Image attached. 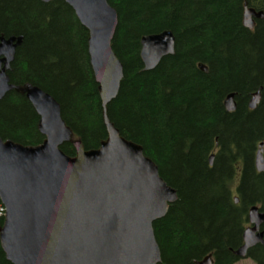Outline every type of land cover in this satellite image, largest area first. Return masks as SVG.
Listing matches in <instances>:
<instances>
[{
  "label": "trees",
  "instance_id": "trees-1",
  "mask_svg": "<svg viewBox=\"0 0 264 264\" xmlns=\"http://www.w3.org/2000/svg\"><path fill=\"white\" fill-rule=\"evenodd\" d=\"M107 2L118 17L111 48L123 77L105 115L121 137L142 147L177 194L152 225L159 264H197L207 257L212 264H236L249 208L264 211V173L254 167L264 131V31L242 25L244 3L264 9V0ZM164 31L173 34L175 52L145 71L140 40ZM0 36L22 37L7 72L10 83L52 96L72 140L84 150L98 149L108 133L88 32L73 10L62 0H0ZM259 86L258 107L249 110L247 101ZM232 92L237 108L228 112L223 100ZM38 120L24 95L12 90L0 100L3 141L41 144ZM60 149L69 157L76 152L71 142ZM2 210L0 202V228ZM246 258L264 264V245L249 249ZM0 264H11L1 244Z\"/></svg>",
  "mask_w": 264,
  "mask_h": 264
},
{
  "label": "water",
  "instance_id": "water-1",
  "mask_svg": "<svg viewBox=\"0 0 264 264\" xmlns=\"http://www.w3.org/2000/svg\"><path fill=\"white\" fill-rule=\"evenodd\" d=\"M62 1L88 32L89 61L108 136L98 149L84 150L80 141L72 140L52 96L34 85L11 84L7 72L22 37L0 36V100L12 90L24 95L39 116L38 130L44 137L36 146L0 138L2 250L11 264H159L161 255L152 225L166 215L177 194L142 147L121 137L105 115L123 77L122 64L111 48L117 13L107 0ZM260 14L245 4L243 26L253 29L251 17ZM174 52L175 38L170 31L140 40L145 71L155 69ZM198 67L207 72L205 65ZM259 92L250 101L251 109ZM224 106L228 112L235 110L233 94L227 96ZM67 142L75 148L73 157L60 149ZM213 159L210 156V165ZM254 163L257 171L264 172L262 144ZM248 221L243 244L234 251L240 259L254 246L264 245L259 232L264 213L251 206ZM197 264L212 261L207 257Z\"/></svg>",
  "mask_w": 264,
  "mask_h": 264
},
{
  "label": "flooded vegetation",
  "instance_id": "flooded-vegetation-1",
  "mask_svg": "<svg viewBox=\"0 0 264 264\" xmlns=\"http://www.w3.org/2000/svg\"><path fill=\"white\" fill-rule=\"evenodd\" d=\"M246 4V6L248 7V5H247V3H244V5ZM248 8H250V9H253L254 11H255V13H261L260 14V16H252L251 17V19L253 20V22H254V28L253 29H248V30H250V31H256V29L258 30V28H259V30L261 29V32L262 31H264V9H255V8H253V7H248ZM244 11V10H243ZM242 18H243V16H242ZM242 25H243V22H242ZM244 27V26H243ZM245 28V27H244ZM247 29V28H246ZM5 38V37H4ZM203 72V71H202ZM207 72H208V68H207ZM207 72H205V73H207ZM262 89H263V86H259V88L256 90V91H254L252 94H251V96L249 97V99H248V101H247V107L249 108V110H255L257 107H258V104H259V102H260V99H261V91H262ZM257 91H260L259 93H260V96H259V99H258V102H257V104H256V106H255V108L254 109H251L250 107H249V104H250V101L252 100V98H253V96H254V94L257 92ZM231 94H233V101L235 102V110H236V108H237V101H236V96H237V93H235V92H232V93H230V94H227L226 95V97L224 98V100H223V106H224V101H225V99L227 98V96H229V95H231ZM224 109H225V106H224ZM226 110V109H225ZM234 110V111H235ZM234 111H232V112H234ZM261 134V139L262 140H260L259 141V143H258V146H257V149H256V152H255V155H256V153H257V150L260 148V144H262V156H263V159H264V131L263 132H261L260 133ZM254 167H255V163H254ZM255 170H256V172L257 173H264V172H259V171H257V169H256V167H255ZM236 183L238 182V180L236 179V181H235ZM238 184V183H237ZM261 213H264V211H260ZM259 232L260 233H262L263 234V239H264V221H263V223L261 224V226H260V228H259Z\"/></svg>",
  "mask_w": 264,
  "mask_h": 264
},
{
  "label": "rangeland",
  "instance_id": "rangeland-1",
  "mask_svg": "<svg viewBox=\"0 0 264 264\" xmlns=\"http://www.w3.org/2000/svg\"><path fill=\"white\" fill-rule=\"evenodd\" d=\"M236 264H255L251 259L244 258L239 260Z\"/></svg>",
  "mask_w": 264,
  "mask_h": 264
}]
</instances>
